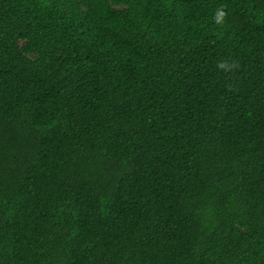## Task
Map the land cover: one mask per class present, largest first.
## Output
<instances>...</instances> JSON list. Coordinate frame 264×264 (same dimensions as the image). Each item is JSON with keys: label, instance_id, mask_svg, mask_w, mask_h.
I'll return each mask as SVG.
<instances>
[{"label": "trees", "instance_id": "trees-1", "mask_svg": "<svg viewBox=\"0 0 264 264\" xmlns=\"http://www.w3.org/2000/svg\"><path fill=\"white\" fill-rule=\"evenodd\" d=\"M0 264H264V0H0Z\"/></svg>", "mask_w": 264, "mask_h": 264}]
</instances>
